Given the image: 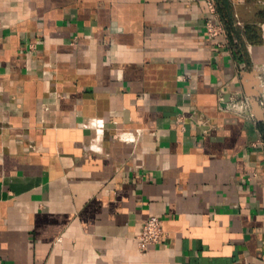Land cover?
<instances>
[{
	"label": "crops",
	"instance_id": "obj_1",
	"mask_svg": "<svg viewBox=\"0 0 264 264\" xmlns=\"http://www.w3.org/2000/svg\"><path fill=\"white\" fill-rule=\"evenodd\" d=\"M224 1L226 46L206 0H0L3 264H264V0Z\"/></svg>",
	"mask_w": 264,
	"mask_h": 264
},
{
	"label": "built area",
	"instance_id": "obj_2",
	"mask_svg": "<svg viewBox=\"0 0 264 264\" xmlns=\"http://www.w3.org/2000/svg\"><path fill=\"white\" fill-rule=\"evenodd\" d=\"M210 16L206 19L207 34L212 38H221L223 41L220 46H226L230 43V33L225 25L222 15L219 11L217 0H206ZM241 105L234 104L233 108L239 109ZM243 106V105H242ZM165 236L163 221L158 216H150L144 224L143 230L138 237L139 247L143 251H147L150 245L160 242ZM0 264H3L0 261Z\"/></svg>",
	"mask_w": 264,
	"mask_h": 264
},
{
	"label": "trees",
	"instance_id": "obj_3",
	"mask_svg": "<svg viewBox=\"0 0 264 264\" xmlns=\"http://www.w3.org/2000/svg\"><path fill=\"white\" fill-rule=\"evenodd\" d=\"M218 1V5H219V11L222 15V18L225 22V25L230 33V35L233 36H239L240 35V31L238 30V28L235 26V22H234V17L232 16L231 12H230V7L228 5V3H226L224 0H217ZM258 17L262 20H264V7H262L259 11H258ZM246 29V35L248 37L249 40L253 41V42H257L259 41V32L257 30V26L256 25H252L249 24L245 27ZM260 129L263 133V137H264V124L260 125Z\"/></svg>",
	"mask_w": 264,
	"mask_h": 264
}]
</instances>
